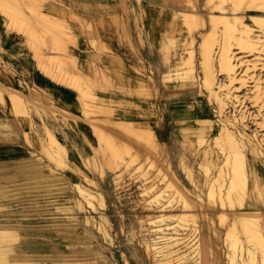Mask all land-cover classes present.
Listing matches in <instances>:
<instances>
[{"label": "rangeland", "instance_id": "rangeland-1", "mask_svg": "<svg viewBox=\"0 0 264 264\" xmlns=\"http://www.w3.org/2000/svg\"><path fill=\"white\" fill-rule=\"evenodd\" d=\"M4 1L14 6L27 22L23 25L34 29L33 34L39 36L36 39L33 35L29 41L28 33L23 29L26 27L9 26V17L0 10V62L17 55L18 49H13L16 45H12L20 43L24 49L19 53L26 54L24 59L29 68L27 72L17 69L18 77L28 79L33 67L44 70L47 76L41 78V82H48V86L63 91L68 102L74 99L71 91H77L76 105L83 117L56 105L53 113L64 119L61 121L64 122L62 125L69 127L67 132L66 127L58 130L54 122L50 130L45 129L42 133L33 126L23 133L25 122L22 120L30 118L31 113L16 114L10 105L5 106V114L20 121L13 119L14 131L8 120L0 124V129L6 130L4 134L12 137L8 143L0 144V188L9 187L5 190H9L11 196L7 200L0 199L3 201L0 202V222L23 227L20 228L23 232L9 236L6 243L31 248L23 256L34 260L36 263L33 264H156L153 255L160 245L153 242L157 241L154 240L158 235L155 230L159 226L163 230L158 233L166 238H178L180 249L185 253L184 258L175 264H234L232 254H236V264H244L240 244L254 246L253 243L239 225L237 248H231L226 234L238 223L239 216L234 214L235 211L245 208L264 211V190L254 188L255 203L247 196L244 208L237 200L229 201L226 189L230 171L224 161L228 148L215 144L213 137L223 125L232 127L246 155L249 186L256 174L264 189V94H254L258 81L264 88V31L247 15V22L257 29L253 34L261 35L263 39L257 47L248 50L242 48L235 38L225 36L221 25H217L218 41L211 50L214 64L211 68L216 80L214 87L219 89L217 84L221 82L227 84L221 90L226 101L222 113L215 98L202 85L204 73L209 69L205 70L202 62L201 35L197 31L194 65L200 85L194 90L180 88L164 78L186 55L181 44L187 31L179 13L185 9V0ZM220 2L232 15L231 0H196L197 9L207 24L210 12L217 9L215 5ZM250 7H245L247 13H264V9ZM44 11L50 13L48 23L41 21L43 18L38 15ZM61 29L64 33L58 31ZM101 34L110 37L104 45L99 37ZM31 42L43 53L46 66L50 54L62 51L60 54L65 55L66 61L61 63L60 70L64 69L70 77L76 76L79 69L83 72L77 74L82 76L81 86L96 93L94 99L88 98L89 114L83 110L80 91L75 86L51 79L52 75L37 65ZM94 42L103 45L102 48L95 46ZM226 51L236 55L232 74L237 79L232 83L219 61L221 53ZM97 52L106 59L98 57ZM117 52L124 64L123 72L141 76L138 88L120 87V82L114 78L115 66L111 60L117 58ZM71 54L75 58H71ZM173 69L174 74H170L174 79L180 66ZM228 90L233 96L227 97ZM110 94H113L112 98ZM107 107L119 114L116 119L131 120L136 127L151 129L153 141L145 143L134 133L130 135L116 128L119 122L109 121ZM121 107L128 110L127 115ZM113 112L109 115L114 117ZM189 114H197L196 122L191 118H186L189 122L181 120ZM199 119H209L213 124L212 132L206 133L202 141L198 132H194ZM91 120H95L97 130L100 128L98 133L91 127ZM111 136L118 144L121 140L124 149L117 147L118 152L112 151L111 143H107ZM54 138L59 144V153H54L55 157L51 158L47 148L51 149L49 144ZM10 146L13 152H8ZM130 147L132 151H129ZM205 147L208 153L202 152ZM206 162L209 173L205 171ZM169 181H176L182 188L188 204H184V198L174 186L167 185ZM77 186L93 192L91 203L81 195ZM211 186L213 195H210ZM156 197L157 200L153 199ZM161 210L175 214L192 211L197 214V220L182 221L174 217L160 222L159 218L153 223L157 219L151 220L149 216ZM87 217L91 219L88 223ZM99 224L106 235L99 230ZM258 228L264 237V216L259 220ZM3 235L0 234V241L6 238ZM256 251L257 264H264L261 246H257ZM29 259L27 263H31Z\"/></svg>", "mask_w": 264, "mask_h": 264}, {"label": "bare ground", "instance_id": "bare-ground-1", "mask_svg": "<svg viewBox=\"0 0 264 264\" xmlns=\"http://www.w3.org/2000/svg\"><path fill=\"white\" fill-rule=\"evenodd\" d=\"M207 1L210 2L213 0H207ZM221 1H223V0H221ZM6 2L4 0H0V10L9 17L10 26H14V27L18 26L21 28L26 27L23 25V23L25 25L27 24V22H25L23 16H21V14H19L17 12V10H15L13 8L14 6L11 7L12 5L11 4L7 5L8 3H6ZM224 2H226V1H224ZM230 3H232L233 10H234L232 15L228 14L225 5H223V2L222 3L220 2L219 4L215 5V8H217V9L214 8L215 10L210 12V16H209L210 18H209V22H208L209 24H207V22H205V20H204L202 12H200V10L197 9L196 0H185V3H184L185 9H183L179 13H181V15L183 16L184 23L186 25L187 34L184 35L183 42L181 44V47H183V49L186 50V55L184 56L183 59L179 60L177 65H175L177 67L180 66V70L178 72L176 71L177 73H175L174 79L172 78L173 75L170 74L171 72L172 73L175 72V70L173 69L175 67L174 65L170 68L169 74H166L164 76L166 81H172L171 84H174L175 86L179 85L180 88H189L191 90H194L200 85L198 76L195 72V65H194L195 57L197 56V51L195 50L194 45H195V42L197 40L196 34L199 33V35H201V41L199 43V48H200L201 56L203 58V61L202 60L201 61L203 62L205 70L209 69L208 72H205V70L203 68V70L205 72L204 73L205 78L203 80L202 85H204L208 89L210 96L215 98V100L217 101L219 108H220L222 113L225 110L224 109V103L226 101L224 100L223 92H221V90L223 87L225 88V86H227V84L226 83L224 84L223 82H221V83L219 82L220 84H217L219 89L215 88L214 86L216 85V82H215L216 80H215V75L212 71L213 69L211 68V67H213L212 65H214V64H212L211 50H212L214 42L218 41V38L216 36L217 25L218 24L221 25V27L223 28V31H225V36L230 35L231 37L235 38L238 42H240V45L242 48L248 49V50H252L255 47H257L258 43L262 42L263 39H262L261 35H258V34L254 35L253 34V33H256L257 29L253 26V24L247 22V20H246L247 15L250 16L251 20H253L254 23L264 31V13L258 12V11H252L250 13H247V11L245 10L246 6H247V8H248V6H251V7L254 6L255 8L264 9V0H231ZM38 15L41 18H43V19H41L40 17H38L39 19H41V21L43 20L46 23H48L50 21L48 13H44V12L40 13L39 12ZM51 23H52V21H51ZM27 27L23 28V29L26 33H28L27 35H28V40H29L34 35L33 34L34 29H30V28L28 29ZM173 27H175V26H173ZM31 28H32V26H31ZM58 31H60L61 33H64V31L62 29L58 30ZM196 31H197V33H196ZM35 32H37V31H35ZM39 34H40V32H39ZM37 35L38 34L34 35L35 38ZM29 41H31V40H29ZM31 45H32V42H31ZM32 46L34 47L36 57L39 60L41 67L45 68L46 72H49L47 74L52 75V77L57 81L63 80V82L71 83L73 86H75V88H77L78 91H80V97L82 99L83 110L86 112V114H89V112L91 110L88 107L89 106L88 98L94 99L96 97V93H94L92 91V89H89V90L83 89V87L81 86L82 85V83H81L82 76H79L77 74H83V72L79 69V71L76 72V76L70 77V76H68V73H66L64 71V69L60 70L59 66L61 65L62 62L65 63V61H66V58H63V56H65V55H63V53L60 54L62 51L60 53L58 51H54L55 52V53L53 52L54 54H50L48 57L50 62H49V65L46 66L44 63V58H43L44 55L41 52V50L39 48H37L35 45H32ZM220 56L221 57H219L220 58L219 61H220V65L222 67L221 69L225 70L227 72L228 77L231 80L230 82L232 83L235 79H237V77L234 74H232V71L235 69V66H236L235 60H234L236 58V55H232L231 52L226 51L224 53L222 52ZM71 58H74L73 55H71ZM73 65L75 66V63ZM203 65H202V67H203ZM75 68H76V66H75ZM221 69H220V71H221ZM53 71H54V73H53ZM260 81H262V80H260ZM168 84H169V82H168ZM255 87H256V90H255L256 92H254V94H256L257 92H258V95L260 93L264 94V88L261 85V82L258 81ZM229 89H230V87H229ZM226 94H227V97L233 96V93L230 90H228V92ZM258 95H256V96H258ZM23 97L24 96L19 95L13 89H10L8 91V96H6L4 94V91H2V89L0 88V102H2L3 105H5V106L10 105V109L16 114L21 113V114L29 115L30 112H29V106L28 105L31 102L29 100H26ZM106 112L108 113L107 115L111 117V118L108 117L109 121H111L114 124H117L119 122V125L115 126L116 128H119L120 130L125 131L127 134L134 133L135 136H137L140 140H142L145 143L153 141V136H152L153 134L151 133V129H149L147 127H140V128L138 126L136 127V126H134V123L131 120L116 119V117L119 116V114L116 111L113 112V110L110 109V107H107ZM112 112L115 114L114 117L111 116ZM109 114H111V115H109ZM94 121L95 120H91V127L95 131H97L96 133H98L99 132L98 130L100 128L98 127V130H97L96 127L98 125L96 126ZM96 121H98V120H96ZM106 121H107V119H106ZM197 122H198L197 123L198 126L196 128H194V132L195 131L198 132L197 135L200 138V141L205 140V134L209 133L210 131L212 132V130H213L212 121L209 119H199V120H197ZM121 127H123V129H121ZM100 133H101L102 137L105 136V134H103V132H100ZM105 133H108V132L106 131ZM114 138L111 136V140L110 139L107 140L108 144L111 143L110 146L112 147V151H117V150H115V149H117V147L124 149V147L121 143V140H120V143L118 144V141H115ZM55 140H56L55 138H54V140L51 139V142L49 144L51 149H53V150L47 148V153L49 154V156H51V158L55 157L54 153H56V152L59 153V146H58L59 144ZM213 140H214L213 142L215 144L220 145L222 148H224L225 146L228 148V154H227V156H225L226 158L224 159L225 165L227 166V168L230 171L229 183H228L227 189H226L227 190L226 191V197L229 199L230 202L233 200H237L238 204L241 207H243L245 205L246 197L248 195V175H247V166H246V155H245L244 151L242 150V145L240 144V141L238 140V138L235 134V131L232 129V127H230L226 124L223 125V127H221L220 132L213 137ZM209 147H211V145ZM56 150H58V151H56ZM61 150L62 149H60V151ZM127 151H128V149H127ZM129 151H132V147L129 148ZM62 152H64V151H62ZM202 152L208 153V148L207 147L203 148ZM62 165H63V163H62ZM208 169H209V166L207 165V162H206L205 171L208 172ZM167 185L168 186H174L176 188L175 189L176 192L178 194H180V196L182 198H184V204H188V200L186 199L182 188L180 186H177L176 181H174V182L169 181V182H167ZM6 188H9V187L3 186L0 188V199L5 198V200H7L6 198L11 197L9 190H5ZM77 188H78V191L81 193V195H83V197L85 199H87V202L91 203V199L94 197L93 192L91 190H89L88 188H84L81 186H77ZM213 193H214V189L211 186L210 195H213ZM211 197H213V196H211ZM153 199L157 200V197L153 198ZM0 202H3V201L0 200ZM91 207H93V206H91ZM162 211L163 210H161L160 213H156L153 215L151 214V216H149L151 218V220L157 219L155 221L153 220L152 221L153 223H157L159 221L158 220L159 218H160V222H162L164 220L166 221V219H169V218L172 219L174 217H178V219L179 220L181 219L182 221L184 219H192L194 222L197 220L196 219L197 214L192 212V211H186L185 210V211L177 213V214H175L174 212H166V211L162 212ZM235 213H236V215L239 216V219L237 221L238 223H235V228L231 226L230 229L228 230V233L226 234L227 238L230 241L231 248L232 247L237 248L236 246L239 244L240 238L238 236V230H237V228L239 229V227H238V225H239L241 227V229L246 232L247 237L249 238V240H251V244L253 243V245H254V246H251V245H247V244L242 245V243L240 244V252H241V255L243 257L242 258L243 263L244 264H257V259H256V255H257L256 254L257 253L256 247L257 246H261L262 261L264 263V237H262V235L260 234L259 228H258L259 220L264 216V212L258 211V210L243 209L241 211H235L234 214ZM90 220H91L90 217H87V220H86L87 223ZM20 228H23V227L18 228V226L11 225L9 222L4 223V224H2L0 222V234L6 235V236L3 235L6 238H4L3 240L0 241V264L1 263L2 264H33V263H36L34 260L29 259L28 257L26 258L25 256H23V255H25V253H28L30 250H32L31 248L29 250V248H27L26 246L21 245V244H19L18 247H13L12 244L6 243L9 240L8 239L9 236H17L19 232H23L20 230ZM98 228L102 232H104V230H105V229H103L101 224H99ZM162 230L163 229L161 227H159V226L156 227L155 232H157L158 235L156 238H154V240H157V241H154V242L152 241L155 245H158V244L160 245V247L157 248V252H155V254L153 255L155 257V263L156 264H175V262L177 260L180 261L184 258L185 253H183L184 251L180 249V246L178 244V238H172V237L166 238L165 235L162 236V235H160V233H158L159 231L162 232ZM82 231H84V230L82 229ZM4 232H6V233H4ZM7 233H10V234H7ZM104 233L106 235L107 232H104ZM20 252H22V254ZM199 253H200V251H199ZM233 253H236V251ZM245 254H247V255H245ZM177 255H179V257H177ZM235 255L236 254L231 255V261L234 264H236V262H237ZM28 259L31 261V263L26 262ZM12 260H14V261H12ZM74 261H77V260H74ZM67 262H69V261H67ZM73 263L76 264L75 262H71V264H73Z\"/></svg>", "mask_w": 264, "mask_h": 264}, {"label": "crops", "instance_id": "crops-1", "mask_svg": "<svg viewBox=\"0 0 264 264\" xmlns=\"http://www.w3.org/2000/svg\"><path fill=\"white\" fill-rule=\"evenodd\" d=\"M44 13H48V12L44 11ZM48 14H50V13H48ZM167 20L164 21V24L167 22ZM8 24L10 26L9 19H8ZM164 24H163V27H164ZM163 32L165 35V30H163ZM99 37L101 38V42L103 43V45L106 44L107 43L106 41H109V39H110L109 36H106L104 34H101ZM92 41H94V39H92ZM120 44H122V43H120ZM14 45H16V47ZM94 45L97 46L98 48H102V46H103V45L99 46V43H97V42H94ZM12 46H14L13 49H18V51H17L18 53L15 56H12L10 54L12 56V57H10L11 59L9 58V60H6L4 62H0V86L2 87L1 88L2 91H9L10 89H14V90L20 92L27 100H29L31 102L28 105L31 116H30V118L24 117L22 120V122H25V124L22 125L23 133H25L24 131H28L26 129H29V131H30L32 126L36 129L38 128L39 132L42 133L45 129L50 130L51 125L54 126V122L56 123V127H58V130H60V128L62 129V128L66 127V126L62 125L64 122L61 120H64V119L61 117H58L57 115H55L53 113L55 111L56 105H58V107H61L62 109L65 108L67 111H70L71 113L76 114L77 116L82 117V115L80 114L81 111L79 110V108L76 105V104H78L77 103L78 94L76 95L77 91H71L74 99L76 97L75 105H74V99H69V102H68V100L65 98V93L63 91L56 90L55 88L48 86L47 85L48 82H47V84H43L41 82V78L44 79V76H47L46 73L44 72V70L42 71L39 68L34 69V67H33L32 74L28 75V79H23V78L18 77V75H17L18 70L17 69L22 68L23 72H27L28 71L27 68H29V67L26 65V60L24 59L26 54L22 53V52L19 53V51L24 49V47H22L21 44L18 42H16V44H13ZM3 49L7 52V50L4 47H3ZM164 55H165V53H164ZM34 56L36 57L35 51H34ZM97 56L100 58H105V56H103L102 53L99 54L97 52ZM120 56H121L120 53L117 52V58H116L117 60L113 59L114 56H113V58H111V59H113L111 61L114 62V63L113 62L112 63L115 66L114 67L115 68V71H114L115 77L114 78L116 79V81L118 79V81L120 82L119 83L120 87H123L125 85H129V86H132L133 88H138V81L141 78V76H136V74L135 75L134 74L128 75L125 72H123L124 64L121 63L122 60H121ZM19 57H21V58H19ZM74 58H75V56H74ZM36 60H37V65L39 66L40 63H39V60L37 59V57H36ZM115 60H116V63H115ZM169 65H170V63H169ZM39 67L41 69H43L41 67V65ZM8 70H10L9 74H8ZM1 74H4V77H2ZM116 77H118V78H116ZM51 79H54V78L51 76ZM3 86H5V89L3 88ZM6 96H8V94ZM109 97L112 98L113 94H110ZM136 101L138 102V99H136ZM151 103L152 102H149L148 104L152 105ZM121 109H122L121 111L124 110V114L127 115L128 110H126L125 108H122V107H121ZM5 112H6L5 105H3L0 102V124L5 123L8 120V123L10 124V126L12 125V129L14 131L12 121L13 122H15V121L19 122L20 119H16L15 117H12V116L10 118V115H8L7 113L5 114ZM196 117H197V114L196 115H193V114L190 115L189 114L188 116L185 115L183 117V119H181V120L189 122L190 120H187L186 118H191V119H194V121L196 122V119H195ZM14 118L16 119L15 121L13 120ZM184 119H186V120H184ZM59 122H60V124H59ZM67 129H69L68 126L66 127V132H67ZM61 131H63V130H61ZM5 132H6V130L0 129V144L5 143V142L8 143L9 141L12 140V139H10L12 137H10L9 134H4ZM63 132H65V131H63ZM10 134L12 135V131H10ZM73 141L74 140H69V142H72V143H73ZM36 142H38V141H36ZM5 145H8V144H5ZM28 151L30 152V150H28ZM8 152H13L12 146H10V149L8 150ZM23 153H25V152H23ZM247 175H248V172H247ZM249 183H250V181L248 179V195L247 196L249 198L253 199L254 200L253 202L255 203V196L253 194V192L255 191L254 188H257L260 191H263L264 189H262L261 183H260V181H258V177L256 176V174L254 175V178L251 181V187L249 186ZM245 209H247V208H245ZM249 210L261 211L258 208L249 209Z\"/></svg>", "mask_w": 264, "mask_h": 264}]
</instances>
